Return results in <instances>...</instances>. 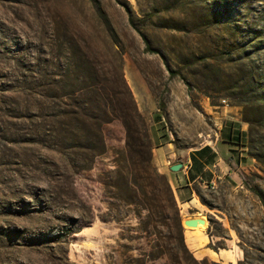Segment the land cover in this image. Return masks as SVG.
<instances>
[{
  "label": "rangeland",
  "instance_id": "1",
  "mask_svg": "<svg viewBox=\"0 0 264 264\" xmlns=\"http://www.w3.org/2000/svg\"><path fill=\"white\" fill-rule=\"evenodd\" d=\"M263 32L264 0H0V264H173L166 225L152 226L146 208L127 200L144 148L127 151L115 117L102 125L104 152L58 150L39 116L41 72L68 75L70 84L90 73L129 87L150 133L151 162L168 178L159 142H211L230 106L245 122L258 118L264 149ZM232 167L241 179L183 184L178 195L172 187L181 219L207 218L194 231L181 223L185 241L206 264H264V205L253 190L264 192V163L254 157L251 168Z\"/></svg>",
  "mask_w": 264,
  "mask_h": 264
},
{
  "label": "trees",
  "instance_id": "2",
  "mask_svg": "<svg viewBox=\"0 0 264 264\" xmlns=\"http://www.w3.org/2000/svg\"><path fill=\"white\" fill-rule=\"evenodd\" d=\"M125 6L129 11L131 23L140 30L135 25L130 7L128 5ZM153 15L154 13H150L143 18L146 20V18L153 17ZM142 34L145 41H147V48L154 50L148 43L145 34ZM259 40L264 44V32L262 33V39ZM162 56L164 57V55ZM88 63L87 59H82V65L86 66L87 70L90 66V64L88 66ZM167 67L171 74L179 73V71L172 69L169 64H167ZM179 74L182 75V73ZM69 80L68 75L64 76L63 74L61 78L57 79L48 77L47 73L41 72L36 90L39 102V116H41L44 125L46 123L49 125L47 130L54 138L58 150L77 148L76 152L77 150L80 152L82 149L87 150L90 154L104 152L106 143L102 125L112 118H121L126 130L125 143L127 151L129 153L130 151L138 152L140 148H144V152L142 149L141 155L136 161L135 168L137 171L132 180L133 186L130 185L132 192L127 200L139 207L146 208V217L152 226H155L156 222L166 225L168 229V245H166V248L167 251L171 252L173 264H206V261H211L207 258H197L185 241L184 228L181 224V215L174 190L167 176L159 172L151 162L150 133L145 119L133 103L129 87L126 86L125 92L119 91L113 85H110L105 76L97 79L90 77V73L80 77L76 76L77 84H70ZM91 93H96V97H98L96 99L97 104H93L90 101L92 100ZM122 93H126L128 99L130 97L129 103L123 99ZM244 95H249L247 89L244 91ZM48 99L54 100L52 101L54 111L51 113L44 112L45 107L51 108ZM246 99L249 101L251 97L248 96ZM118 100H122V102L115 105L114 101ZM48 114H50V118ZM244 119L250 124L248 136L249 152L258 161L264 163V149L262 148V141L258 138L260 136L259 130L255 126L258 118L245 116ZM72 120L76 124L72 123ZM49 121L51 122L50 124ZM260 122L262 123L261 119ZM128 158L131 159V156L128 155ZM253 190L260 196L264 205V192L257 187L253 188ZM200 199L208 204L202 196H200ZM139 207H137V214L140 215L139 211L141 210H139ZM212 263L221 264L217 261H212Z\"/></svg>",
  "mask_w": 264,
  "mask_h": 264
},
{
  "label": "crops",
  "instance_id": "3",
  "mask_svg": "<svg viewBox=\"0 0 264 264\" xmlns=\"http://www.w3.org/2000/svg\"><path fill=\"white\" fill-rule=\"evenodd\" d=\"M230 107L229 114L225 117L211 142L190 147H178L173 140L163 139L155 147V152L163 161V170L166 171L165 166L167 167V175L176 195H178L176 189L180 192L179 187L183 184L197 182L204 186L214 182V186H216L227 176L241 179L237 169L232 167L234 162H237L238 168L242 167L244 170L251 168L254 157L248 152V124L242 120L241 113L234 106ZM176 162H181V167L171 170L170 165ZM193 197L190 198V201ZM183 200L188 202L187 198H183ZM195 228L185 227V230L194 231ZM221 252L219 250L216 254L220 256Z\"/></svg>",
  "mask_w": 264,
  "mask_h": 264
},
{
  "label": "water",
  "instance_id": "4",
  "mask_svg": "<svg viewBox=\"0 0 264 264\" xmlns=\"http://www.w3.org/2000/svg\"><path fill=\"white\" fill-rule=\"evenodd\" d=\"M181 165H182L181 162L173 163L170 165V169L171 170H177L181 167ZM181 223L186 228H195V227L206 228L207 227V218L201 214L188 215V216H184L181 219ZM202 226H205V227H202Z\"/></svg>",
  "mask_w": 264,
  "mask_h": 264
},
{
  "label": "built area",
  "instance_id": "5",
  "mask_svg": "<svg viewBox=\"0 0 264 264\" xmlns=\"http://www.w3.org/2000/svg\"><path fill=\"white\" fill-rule=\"evenodd\" d=\"M209 186L214 187V182H211V184H209Z\"/></svg>",
  "mask_w": 264,
  "mask_h": 264
},
{
  "label": "bare ground",
  "instance_id": "6",
  "mask_svg": "<svg viewBox=\"0 0 264 264\" xmlns=\"http://www.w3.org/2000/svg\"><path fill=\"white\" fill-rule=\"evenodd\" d=\"M206 225V224H205ZM202 227H205V226H202ZM195 229H198V228H195Z\"/></svg>",
  "mask_w": 264,
  "mask_h": 264
}]
</instances>
